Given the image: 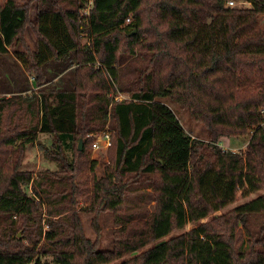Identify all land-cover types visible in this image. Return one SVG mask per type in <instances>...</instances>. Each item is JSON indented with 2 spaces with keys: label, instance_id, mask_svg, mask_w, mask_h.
Returning <instances> with one entry per match:
<instances>
[{
  "label": "trees",
  "instance_id": "obj_1",
  "mask_svg": "<svg viewBox=\"0 0 264 264\" xmlns=\"http://www.w3.org/2000/svg\"><path fill=\"white\" fill-rule=\"evenodd\" d=\"M35 1L32 19L30 1L0 3V57L29 25L35 48L19 58L39 89L54 76L44 65L70 68L77 57V66L61 88L0 97V264H264V193L202 221L264 188V0ZM178 111L202 124L205 140ZM108 118L112 163L89 175L97 162L79 163L86 135ZM39 135L57 170L35 177L21 164ZM220 137L248 139L233 151ZM139 175L154 205L132 223L118 211ZM78 198L114 213L111 249H100L98 230L94 239L83 231ZM189 222L199 223L162 240Z\"/></svg>",
  "mask_w": 264,
  "mask_h": 264
},
{
  "label": "rangeland",
  "instance_id": "obj_2",
  "mask_svg": "<svg viewBox=\"0 0 264 264\" xmlns=\"http://www.w3.org/2000/svg\"><path fill=\"white\" fill-rule=\"evenodd\" d=\"M5 0H0V3L4 2ZM18 3H23L26 0H16ZM30 1L28 3L29 6V15L30 19L35 16V0H27ZM22 36L24 37L19 39L12 47L8 48L7 53L1 55L0 57V97L10 96L11 94H20L26 95L28 92L43 90L49 91L51 89H58L64 86V79L68 78L70 75L71 70H73L77 66V57L73 59L72 65L70 68L60 65L59 69L56 71L51 70V74L54 76H50L47 82L40 85V89L38 86L35 85L34 81L31 79L29 75L27 67L24 65L23 61L19 58L20 56L22 59H27L31 51L35 48L36 38L34 33L29 25L22 31ZM79 42L82 47L88 46L90 49L91 41L90 38L86 36V33L80 34ZM92 50V49H91ZM62 70V68H64ZM26 88V91L21 90ZM128 98L127 93H118L116 99H124ZM178 116L181 117L184 127L194 135H197L202 140L206 139V131L203 128L202 124L195 121L194 118H188L182 111H178ZM107 119L105 126L98 130L91 133H88L86 136H94L96 133L104 131V130H112L111 127V119ZM219 144L221 145L222 149H231L233 151H239L244 148L247 143L248 138H226L220 137ZM49 138L45 135H39V141L34 145L26 146L21 168L23 170L29 171L36 177L40 171L49 170L55 172L57 170V165L54 160H52L53 156L50 152L44 149L45 146H48ZM88 158L89 160H94L97 164L94 167V170L88 172L90 175L91 173L95 174V176H99L102 172V167L105 164L112 163L110 151H107L103 148L93 149L92 146L87 150L85 155L79 159V163L82 160ZM89 163L83 164V169L85 168L86 172L88 170ZM131 187H129L128 191H126V197L122 202L120 210L118 211L119 214H122L124 217H132L138 218L141 214H150L153 210L154 201H152V189L147 185L145 177L143 175L136 176L134 179H131ZM264 193V188L249 194L248 196H242L240 193L236 194V199L233 203L227 205L225 208L221 209L218 212H215L208 216L207 218L203 219V222L210 220L213 217H217L220 214H225L230 211L234 206L241 204L245 201H248L259 194ZM78 202L75 205L73 212L79 215L83 231L85 234L94 239L97 235L95 233L98 230L99 239H100V249H111L114 243V232H117L120 229V225L115 224V215L112 211H102V212H95L91 209L90 206L84 204L81 198H78ZM42 217L46 218V209L44 204H42ZM260 217H256V219L251 220L250 227L253 228L259 222ZM135 219L132 221V223ZM199 222H189L186 226L181 230H176L172 234L167 235L166 237L162 238V240L168 239L170 236H175L185 232L192 227H195ZM5 225L3 220H0V229L2 226ZM131 225V223H130ZM48 226L42 222V230H48ZM18 229V228H17ZM241 231V236L238 238L241 241L243 238L246 239L245 231L242 230L241 225H237L235 231ZM18 238L23 237V229L20 228L16 232ZM159 241V240H158ZM238 241V243H239ZM26 240H24V243ZM236 243V245H238ZM149 245L137 250L135 253L126 254L124 257L112 262L118 263L121 260H129L133 259L135 255L140 254L143 250H145Z\"/></svg>",
  "mask_w": 264,
  "mask_h": 264
},
{
  "label": "built area",
  "instance_id": "obj_3",
  "mask_svg": "<svg viewBox=\"0 0 264 264\" xmlns=\"http://www.w3.org/2000/svg\"><path fill=\"white\" fill-rule=\"evenodd\" d=\"M228 4L233 5L234 3L232 1H228ZM261 111L264 112V109ZM92 137H93V142H92L93 149L103 148L107 150V148L111 144L110 133L108 130L98 132Z\"/></svg>",
  "mask_w": 264,
  "mask_h": 264
},
{
  "label": "crops",
  "instance_id": "obj_4",
  "mask_svg": "<svg viewBox=\"0 0 264 264\" xmlns=\"http://www.w3.org/2000/svg\"><path fill=\"white\" fill-rule=\"evenodd\" d=\"M43 70L46 71V72H48V73H50L51 70H52L51 65H49V64L44 65L43 66Z\"/></svg>",
  "mask_w": 264,
  "mask_h": 264
},
{
  "label": "water",
  "instance_id": "obj_5",
  "mask_svg": "<svg viewBox=\"0 0 264 264\" xmlns=\"http://www.w3.org/2000/svg\"><path fill=\"white\" fill-rule=\"evenodd\" d=\"M82 147V140L79 141V144H78V149L80 150Z\"/></svg>",
  "mask_w": 264,
  "mask_h": 264
}]
</instances>
